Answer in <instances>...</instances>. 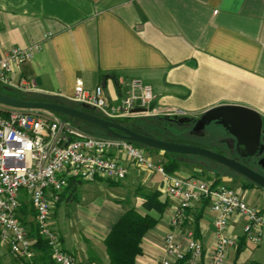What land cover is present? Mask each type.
<instances>
[{
  "label": "crops",
  "instance_id": "crops-1",
  "mask_svg": "<svg viewBox=\"0 0 264 264\" xmlns=\"http://www.w3.org/2000/svg\"><path fill=\"white\" fill-rule=\"evenodd\" d=\"M0 44L2 50L42 46L29 62L13 65V85L4 89L17 93L75 103L80 80L90 91L102 86L108 102L119 105L130 80L140 78L153 88L159 115L153 117L173 112L199 119L215 107L235 105L257 111L264 121V0H0ZM159 155L164 163V152ZM156 175L131 167L123 182L99 180L109 189L131 185L129 196L121 189L112 200L91 203L94 213L82 209V225L96 235L61 234L64 249L80 264H110L105 237L131 207L144 213L140 191L147 188L160 191L169 206L162 215L152 213L158 224L146 234L136 264H159L176 200L164 193L160 175L154 181ZM81 185L72 181L57 209L63 200L73 202ZM203 213L198 238L210 256L214 214L208 204ZM244 224L231 223L229 234L239 245L225 264H264V240L256 246L236 235ZM189 225L194 228L193 221ZM20 263L0 245V264Z\"/></svg>",
  "mask_w": 264,
  "mask_h": 264
},
{
  "label": "built area",
  "instance_id": "built-area-1",
  "mask_svg": "<svg viewBox=\"0 0 264 264\" xmlns=\"http://www.w3.org/2000/svg\"><path fill=\"white\" fill-rule=\"evenodd\" d=\"M41 49L40 44H33L2 50L0 44V87L12 86L13 65L29 62ZM129 88V95L119 105H112L102 86L90 91L78 80L73 101L110 121L159 116L152 107L151 85L133 78ZM138 108L144 112L133 113ZM178 115L168 112L161 116ZM131 167L159 174L164 193L176 200L159 264H225L229 252L239 245V239L229 234L236 219L245 221L243 236L248 242L256 246L263 242L264 208L249 205L243 189L197 175L170 174L162 161L148 158L144 148L123 139L92 136L53 112L0 104V245L20 264H34L31 233L35 229L48 243L55 264H80L64 249L54 227V210L63 192L72 181L123 182ZM205 201L214 214L215 246L210 256L205 255L203 242L189 225L192 211ZM23 204L30 205L34 214L22 215ZM180 232L183 237L179 239Z\"/></svg>",
  "mask_w": 264,
  "mask_h": 264
},
{
  "label": "trees",
  "instance_id": "trees-1",
  "mask_svg": "<svg viewBox=\"0 0 264 264\" xmlns=\"http://www.w3.org/2000/svg\"><path fill=\"white\" fill-rule=\"evenodd\" d=\"M0 92L6 95H10L19 100L59 103L80 110H84L104 118L100 113H98L93 109L87 108L78 103H73L59 98L36 97V96L17 93L16 91L13 90L4 89V87H0ZM55 114L61 117L63 120L71 122L80 129H82V125H87L99 130L100 136L108 137V135L102 130H100L98 127H95L83 121L72 119L62 114H58V113ZM120 122L124 126L132 129L133 131H136L143 135H147L149 137H153L168 142L201 146L220 153H224L222 150L216 147L212 149L198 142L199 140H201V138L191 133L195 120H192L189 123H181L179 122V117L171 118V117L161 116V117H146L142 119L121 120ZM132 143L135 144L136 146L150 150V148L145 147L143 145L134 142ZM160 152L162 151H159V153ZM164 155H165V162H164L165 169L170 174H177L178 171H181V166H183L182 164L185 163L182 159L187 157H197L210 161L208 159L198 156H187V155L168 153V152H164ZM215 164L227 169L231 173H234L228 168L218 163ZM197 176L211 179V177H206L203 175H197ZM83 183L84 182L80 181V184ZM112 183L117 184L115 182ZM250 185L252 184L245 186L244 189L249 188ZM77 192L78 190L75 189L73 191V196H75ZM140 194L143 198L142 206L144 213H141L136 208L131 207L125 214H123L120 217V219L116 223L113 224L109 233L105 237L104 243L106 245L110 264H136L137 258L142 254V242L146 234L158 224L159 219L156 218L152 213H157L158 215H162L166 212L169 206L167 199H163L161 192L158 190L148 189V191L146 192L144 188H141ZM207 204L208 201H205L202 206V211L199 212L198 215H195L194 219H192L197 238H198V233L200 232L199 231L200 220L204 216L203 210ZM20 212L22 215H25V217L27 215L34 214V211L31 208V206L26 204L22 205ZM21 219L25 223L26 219L25 220L23 218ZM31 237L33 238V248L36 251L34 264H55L50 254V247L48 246L46 240L39 234V232L33 229L31 233ZM254 264H260V263H254Z\"/></svg>",
  "mask_w": 264,
  "mask_h": 264
},
{
  "label": "water",
  "instance_id": "water-1",
  "mask_svg": "<svg viewBox=\"0 0 264 264\" xmlns=\"http://www.w3.org/2000/svg\"><path fill=\"white\" fill-rule=\"evenodd\" d=\"M0 104L16 109L44 110L62 114L98 127L108 137L127 140L162 152L202 157L228 168L264 191V175L224 153L201 146L168 142L149 137L133 131L120 121H110L90 112L55 102L19 100L0 92ZM140 112H144V109L138 108L133 111V113ZM192 120H195V122L191 133L196 136H205L206 128L213 124L227 130L234 141L233 146H229L232 155L238 154L242 158H252L264 152L262 138L264 121L261 114L253 109L235 105H222L205 112L199 119L179 118L181 123H189Z\"/></svg>",
  "mask_w": 264,
  "mask_h": 264
},
{
  "label": "rangeland",
  "instance_id": "rangeland-1",
  "mask_svg": "<svg viewBox=\"0 0 264 264\" xmlns=\"http://www.w3.org/2000/svg\"><path fill=\"white\" fill-rule=\"evenodd\" d=\"M146 117H139V118H134V119H142ZM82 130L85 131L86 133L96 136V137H104L100 136L99 130L87 126V125H82ZM89 132H88V131ZM205 138H202L198 142L204 144L205 146H208L210 148H217L219 147L217 145L218 139L223 137V132L221 129H218L213 126H209L206 128V134ZM214 137V140H213ZM214 141V142H213ZM219 143V142H218ZM146 153L148 154V158H150L153 162L157 163L160 161V153L159 151L155 149H145ZM221 150L223 147L221 146ZM226 151V150H225ZM227 152V151H226ZM185 163L182 164L181 166V171H178L177 174L181 176H189V175H203L206 177H211V179L216 180L219 183H226L231 187L234 188H239L243 189L244 193L246 194V197L248 196V203L256 208H264V192L263 190H257V188H253V185H250L249 188H245V186H248V182H245L239 175L236 173H231L227 169L216 165L215 163L211 161H207L201 158L197 157H187L182 159ZM187 163V164H186ZM189 165V166H187ZM213 177V178H212ZM156 182H160L161 178L159 175L155 176ZM123 186L117 188H112L109 189L108 186L104 182L98 181L95 183H84L82 184L77 192L76 199L68 204L63 200L58 209L54 210V217H53V222H54V227L56 230L59 231L60 234L63 236L69 235L71 239H81V236H88L91 233L93 235H96L94 233V230H91L85 226L82 225V218L80 211H83L82 209L90 210V213H94L93 208L88 207L91 205L93 202H97L98 199H101V201H104L105 199L112 200L113 197L111 194H117L119 191H121ZM127 187V188H126ZM125 187L124 193H127L129 196V192L131 191L132 186L127 185ZM145 191L147 192L148 189L144 188ZM104 191V193H103ZM104 196H103V194ZM98 205H101L104 209L105 205H102L99 203ZM94 208L97 209L95 205H93ZM100 206H98L99 209ZM95 209V210H96ZM101 208L99 209L100 212ZM93 211V212H92ZM243 228L244 226L238 227V234L243 233ZM91 231V232H90Z\"/></svg>",
  "mask_w": 264,
  "mask_h": 264
},
{
  "label": "flooded vegetation",
  "instance_id": "flooded-vegetation-1",
  "mask_svg": "<svg viewBox=\"0 0 264 264\" xmlns=\"http://www.w3.org/2000/svg\"><path fill=\"white\" fill-rule=\"evenodd\" d=\"M213 127H216L218 129H221L222 132H223V137H221L220 139H218V142H217V145L219 147H217L218 149L221 150V146L223 147V149H225L223 152L224 154H226L227 156L231 157V158H234L238 161H240L241 163L247 165L249 168H251L252 170L256 171V172H259L260 174L264 175V166H263V163H264V152L259 155V156H254V157H249V158H242L241 156H239L238 154H234L232 155L230 153V149H229V146H233L234 144V141L232 139V136L229 134V132L227 130H225L224 128H222L221 126H217V125H211ZM209 127V126H208ZM206 136V135H205ZM262 138H263V141H264V127H263V134H262ZM233 172V171H232ZM240 176V175H239ZM245 182H248V184H252L254 187H257L255 184L249 182L246 178L240 176ZM259 188V187H257ZM260 189V188H259ZM262 190V189H261ZM264 192V191H263Z\"/></svg>",
  "mask_w": 264,
  "mask_h": 264
}]
</instances>
